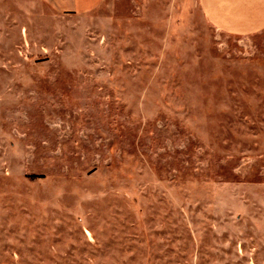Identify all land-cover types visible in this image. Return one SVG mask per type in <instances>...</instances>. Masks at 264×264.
<instances>
[{"label":"rangeland","instance_id":"1","mask_svg":"<svg viewBox=\"0 0 264 264\" xmlns=\"http://www.w3.org/2000/svg\"><path fill=\"white\" fill-rule=\"evenodd\" d=\"M0 264H264V31L0 0Z\"/></svg>","mask_w":264,"mask_h":264},{"label":"crops","instance_id":"2","mask_svg":"<svg viewBox=\"0 0 264 264\" xmlns=\"http://www.w3.org/2000/svg\"><path fill=\"white\" fill-rule=\"evenodd\" d=\"M64 12H86L103 0H50ZM204 15L219 32L249 36L264 31V0H201Z\"/></svg>","mask_w":264,"mask_h":264}]
</instances>
